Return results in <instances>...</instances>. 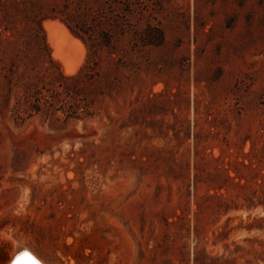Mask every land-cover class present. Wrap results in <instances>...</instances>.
<instances>
[{"label": "rangeland", "instance_id": "rangeland-1", "mask_svg": "<svg viewBox=\"0 0 264 264\" xmlns=\"http://www.w3.org/2000/svg\"><path fill=\"white\" fill-rule=\"evenodd\" d=\"M51 9L103 44L96 75L40 60L9 84L5 16ZM101 15L127 22L114 35ZM49 20L84 45H66L74 74ZM44 22L78 75L88 46ZM27 73L54 103L17 122ZM262 184L264 0H0V264L17 243L49 264H246Z\"/></svg>", "mask_w": 264, "mask_h": 264}, {"label": "trees", "instance_id": "trees-1", "mask_svg": "<svg viewBox=\"0 0 264 264\" xmlns=\"http://www.w3.org/2000/svg\"><path fill=\"white\" fill-rule=\"evenodd\" d=\"M86 1V0H81ZM18 5V4H16ZM58 12V13H57ZM63 14V15H58ZM64 11H56V9H51L47 11V13L43 11H39L34 15L32 12L30 15H6L4 20L6 23H3L2 34H4L6 40L9 43L15 45L17 53L15 54L14 63L12 64V73L6 75V79L9 84H12L11 78L12 75L16 73L14 68L19 67L21 64L26 67V69L30 68V66H34L36 62H40L43 60L45 65L50 67H57L59 69V73L57 76L65 77L68 79H77L80 77L83 72L90 78H93L96 75L97 63L96 57L100 50V47L103 44H100L96 41L88 43L87 39H85L83 33V29L86 24L83 22L75 23L71 25L72 15H64ZM103 19L102 25H106L107 30L110 33L116 35L118 30L127 22L126 15H101ZM61 18V20L68 26L71 32L78 38H80L87 46L89 50L88 62L81 68L80 73L74 76H65L64 72L61 71V64L59 61L55 60L51 53V48L49 43L47 42L46 32L43 27V22L47 19H55ZM107 43H110L109 41ZM27 77L29 81L24 84V94L22 99L17 100L16 104L12 108V112L14 118L17 122H24L27 118L32 117L35 111H40V105L42 104V100H45L46 104L52 105V102L47 95L43 93V88L40 86L39 82L42 81V78H39V82L34 83V77L27 73ZM13 85H10L9 91L7 93V105L9 102V97L12 95ZM34 97L37 100V107L34 106ZM32 104L28 105L30 102ZM80 105H75L72 107L71 114H75L77 116ZM264 186V184H262ZM258 204L264 207V199L261 200ZM251 206H257V204H252ZM251 208V207H249ZM255 223L259 230H264V216L256 217ZM248 230L254 228V225H249ZM260 248H253L248 250L249 255L254 256V260H262L264 262V241L257 240ZM242 250L241 247L237 246L236 251ZM240 258H245L246 264H253L254 260L250 258H246L245 256H241ZM238 261V257H232L230 259L224 260L219 264H236Z\"/></svg>", "mask_w": 264, "mask_h": 264}, {"label": "bare ground", "instance_id": "bare-ground-1", "mask_svg": "<svg viewBox=\"0 0 264 264\" xmlns=\"http://www.w3.org/2000/svg\"><path fill=\"white\" fill-rule=\"evenodd\" d=\"M45 28L48 33V40L50 44L52 45V48L54 50L53 55L56 59H59L65 69V72L67 74H74L78 71L82 61L76 62V60L71 59L66 53V45L71 47V49H75L76 51L84 50L83 43L73 37V35L69 32V30L61 23L56 21H46L44 22ZM58 33H61L63 37L65 38V42H61L60 39H58ZM65 46V47H64ZM27 252L31 256L35 258L37 261V264H49L45 259L40 257L35 251L32 249L17 243L14 247V253L11 257V260L8 261L7 264H13V262L16 260L18 256H23V254ZM20 264H32V261L28 257H23V259L20 261Z\"/></svg>", "mask_w": 264, "mask_h": 264}, {"label": "snow or ice", "instance_id": "snow-or-ice-1", "mask_svg": "<svg viewBox=\"0 0 264 264\" xmlns=\"http://www.w3.org/2000/svg\"><path fill=\"white\" fill-rule=\"evenodd\" d=\"M23 257H28L32 261V264H37V261L33 256H31L29 253L25 252L23 256H18L16 260L13 262V264H20V261L23 259Z\"/></svg>", "mask_w": 264, "mask_h": 264}]
</instances>
